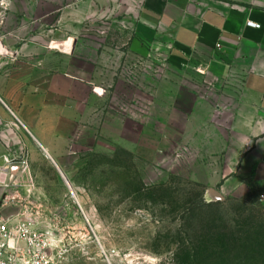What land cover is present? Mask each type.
<instances>
[{
    "label": "rangeland",
    "instance_id": "374dc122",
    "mask_svg": "<svg viewBox=\"0 0 264 264\" xmlns=\"http://www.w3.org/2000/svg\"><path fill=\"white\" fill-rule=\"evenodd\" d=\"M139 5L0 0V219L47 231L54 264H264L257 193L196 162L225 150L198 131L222 82L133 45Z\"/></svg>",
    "mask_w": 264,
    "mask_h": 264
},
{
    "label": "crops",
    "instance_id": "0c3cea01",
    "mask_svg": "<svg viewBox=\"0 0 264 264\" xmlns=\"http://www.w3.org/2000/svg\"><path fill=\"white\" fill-rule=\"evenodd\" d=\"M251 1L140 0L132 43L163 45L168 64L221 80L210 88L212 100H200L198 131L201 138L224 139L225 150L197 149L196 162L222 172L216 175L222 187L237 181L264 204V0ZM59 107L51 123L64 122ZM205 196L224 198L213 186Z\"/></svg>",
    "mask_w": 264,
    "mask_h": 264
},
{
    "label": "built area",
    "instance_id": "2783aa9c",
    "mask_svg": "<svg viewBox=\"0 0 264 264\" xmlns=\"http://www.w3.org/2000/svg\"><path fill=\"white\" fill-rule=\"evenodd\" d=\"M64 253L47 231L0 219V264H54V257Z\"/></svg>",
    "mask_w": 264,
    "mask_h": 264
},
{
    "label": "trees",
    "instance_id": "16d2710c",
    "mask_svg": "<svg viewBox=\"0 0 264 264\" xmlns=\"http://www.w3.org/2000/svg\"><path fill=\"white\" fill-rule=\"evenodd\" d=\"M218 204H219L218 201H208L207 202V206H217ZM234 237H236V236L234 234H231L230 233V239H232ZM252 241L255 243L254 239H252ZM248 242H250V240H248ZM223 246H224L223 241L218 242V243H215L214 242V248L219 249L218 252H216L218 254L217 256H219L222 253L221 249L223 248ZM245 247H246V245L241 244L240 247H239L240 249H237V250L233 251L232 254L235 255V256H237V252L239 250H243V248H245ZM247 247H250V246H247Z\"/></svg>",
    "mask_w": 264,
    "mask_h": 264
},
{
    "label": "bare ground",
    "instance_id": "6f19581e",
    "mask_svg": "<svg viewBox=\"0 0 264 264\" xmlns=\"http://www.w3.org/2000/svg\"><path fill=\"white\" fill-rule=\"evenodd\" d=\"M60 48H64V49H65V48H68V46L64 45V46H62V47H60Z\"/></svg>",
    "mask_w": 264,
    "mask_h": 264
},
{
    "label": "water",
    "instance_id": "95a60500",
    "mask_svg": "<svg viewBox=\"0 0 264 264\" xmlns=\"http://www.w3.org/2000/svg\"><path fill=\"white\" fill-rule=\"evenodd\" d=\"M43 148V147H42ZM44 150V149H43ZM44 152L47 154V152L44 150ZM48 155V154H47Z\"/></svg>",
    "mask_w": 264,
    "mask_h": 264
}]
</instances>
